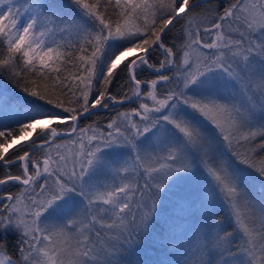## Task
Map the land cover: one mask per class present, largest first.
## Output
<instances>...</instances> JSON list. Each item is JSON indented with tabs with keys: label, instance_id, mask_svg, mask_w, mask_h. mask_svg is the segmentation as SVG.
Wrapping results in <instances>:
<instances>
[{
	"label": "snow or ice",
	"instance_id": "obj_1",
	"mask_svg": "<svg viewBox=\"0 0 264 264\" xmlns=\"http://www.w3.org/2000/svg\"><path fill=\"white\" fill-rule=\"evenodd\" d=\"M201 3L0 0V264H264V0Z\"/></svg>",
	"mask_w": 264,
	"mask_h": 264
},
{
	"label": "trees",
	"instance_id": "obj_2",
	"mask_svg": "<svg viewBox=\"0 0 264 264\" xmlns=\"http://www.w3.org/2000/svg\"><path fill=\"white\" fill-rule=\"evenodd\" d=\"M66 2V0H65ZM214 3V0H209V3L207 5H205L204 3H201V8L204 7H212ZM220 3V9L222 10L225 0H219ZM197 11H200V9H197ZM177 27H179V25H177ZM165 40H168V37H165ZM126 79L125 73L123 71L120 72V74L116 77L113 85H112V91L115 93L117 91H121V94H123L122 90H120L119 85L121 84V82ZM6 90L9 92V94H11L12 96L9 98L11 100L14 101H20V99L24 96V94L22 92L19 91V89L15 88L14 85L12 83H10L9 81H7L6 79H2L0 78V90ZM2 92V91H1ZM135 104H124L122 107L117 106L116 108H112L110 110H103V109H97L95 110L94 114L91 116H88L87 119L81 120V125H85L88 123H92L93 121L98 122L101 126H103L107 120L112 116L115 115V113L117 111L126 109V108H130V107H134ZM258 142V141H257ZM17 142L13 143V144H17ZM18 169V165H13L11 168V171L13 174H15L17 172ZM4 175V169L2 167H0V177H2ZM3 191L6 192H16L17 188L15 186L12 187H4ZM1 206V205H0ZM3 207V206H2ZM176 216L178 217V219L176 220V231L178 233L183 232V228H185V224H192L193 221L189 218L187 220L183 219L184 217L188 216V212L187 211H180L177 210L176 212ZM218 220H222L224 222V226H225V230H228L231 225L230 223L225 219V214L223 212H221L217 217ZM8 239L11 245V242L14 240V235L12 233L8 234ZM199 246V242L198 241H193V246H192V257L193 259H199V253L197 252V248ZM11 250V247H10ZM155 259V254H151L150 256H145V259ZM180 259H183L182 257H180Z\"/></svg>",
	"mask_w": 264,
	"mask_h": 264
},
{
	"label": "rangeland",
	"instance_id": "obj_3",
	"mask_svg": "<svg viewBox=\"0 0 264 264\" xmlns=\"http://www.w3.org/2000/svg\"><path fill=\"white\" fill-rule=\"evenodd\" d=\"M81 126H83V125H81ZM14 142H17V141H13L12 143H14ZM5 203H6V201H5ZM189 227V225L188 224H185V228H183V231L186 229V228H188Z\"/></svg>",
	"mask_w": 264,
	"mask_h": 264
},
{
	"label": "flooded vegetation",
	"instance_id": "obj_4",
	"mask_svg": "<svg viewBox=\"0 0 264 264\" xmlns=\"http://www.w3.org/2000/svg\"><path fill=\"white\" fill-rule=\"evenodd\" d=\"M5 193V191H3Z\"/></svg>",
	"mask_w": 264,
	"mask_h": 264
}]
</instances>
